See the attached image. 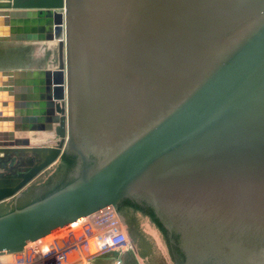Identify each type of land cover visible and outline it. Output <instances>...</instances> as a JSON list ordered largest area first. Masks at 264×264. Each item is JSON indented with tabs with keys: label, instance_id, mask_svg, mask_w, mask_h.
Here are the masks:
<instances>
[{
	"label": "water",
	"instance_id": "obj_1",
	"mask_svg": "<svg viewBox=\"0 0 264 264\" xmlns=\"http://www.w3.org/2000/svg\"><path fill=\"white\" fill-rule=\"evenodd\" d=\"M32 42L58 65L0 71V154L42 158L0 176V256L113 208L142 264H264V0H0Z\"/></svg>",
	"mask_w": 264,
	"mask_h": 264
},
{
	"label": "rangeland",
	"instance_id": "obj_2",
	"mask_svg": "<svg viewBox=\"0 0 264 264\" xmlns=\"http://www.w3.org/2000/svg\"><path fill=\"white\" fill-rule=\"evenodd\" d=\"M45 49L47 48L46 47L44 48L41 45H31L27 47L15 46V45L0 46V67H26V66H40V65H49L51 67H56L58 65L57 45L51 44L52 50H45ZM58 139L59 138L56 137V139L51 140V143L53 144ZM41 160L42 158L39 154H34L30 151L27 152L25 150L10 152L8 154H0V176H20L26 173L27 171H29L30 169H32L34 166H36ZM118 222H119L118 228L121 232L126 234L129 244L118 249H112L110 251H106L105 253H110L116 256L115 259L117 264H121V263L137 264L134 255V250L131 246V239L127 234V231L123 223L121 224L119 217H118ZM78 224L75 223L73 225L67 226L57 231L58 233L55 232L54 234L50 235L49 239L50 240L54 238L60 239L62 237L67 236V234L72 231L75 232L78 231L76 235L81 236L82 233H79V231H81V229L84 228L86 229L87 227H84L85 223L83 221ZM88 236L89 234L86 236L87 239H89ZM90 246H93V243ZM90 248H89L90 250H88L89 255H95L97 253H100L98 248L94 246ZM123 256L125 257V259L123 262H121ZM19 258L20 256H16L15 259L18 261ZM12 262L14 261L11 259L10 261L3 263H12Z\"/></svg>",
	"mask_w": 264,
	"mask_h": 264
},
{
	"label": "built area",
	"instance_id": "obj_3",
	"mask_svg": "<svg viewBox=\"0 0 264 264\" xmlns=\"http://www.w3.org/2000/svg\"><path fill=\"white\" fill-rule=\"evenodd\" d=\"M84 227L92 238L101 240L106 234H110L107 244L99 247L100 253H105L112 249H118L129 244L126 234L118 229V214L113 208H107L83 220ZM79 221V222H81ZM50 236L36 241L25 249L19 260L12 263L0 264H67V254L69 248H62L58 239H49Z\"/></svg>",
	"mask_w": 264,
	"mask_h": 264
},
{
	"label": "crops",
	"instance_id": "obj_4",
	"mask_svg": "<svg viewBox=\"0 0 264 264\" xmlns=\"http://www.w3.org/2000/svg\"><path fill=\"white\" fill-rule=\"evenodd\" d=\"M10 45L23 46V47H27L31 45H41L42 47L47 48L45 50H52L51 44L49 43H34V42L32 43H0V46H10ZM54 68L55 67H51L49 65L26 66V67H0V71H18V70L34 71V70H52ZM26 97H29V95H26ZM28 102H33V100L26 99L25 102L23 103H28ZM23 108L26 109V107H23ZM18 120H19L20 125H25L29 123L28 116H19ZM50 127H52L53 129L52 131ZM55 127L57 126L56 125L50 126L49 124L48 125L46 124V128L44 131H32V130H29L28 128H20V130L17 131L15 135L16 137L29 138L31 140V145L33 147L53 146L56 143V141L53 144L51 143V140L56 139V135L53 132ZM119 220L122 224L120 217H119ZM89 237L91 236H88V238ZM90 239L83 238L82 236H77L75 235L74 231L69 232L67 236L58 239V243L60 244L62 248H69V252L67 254V264H117L116 259H115L116 256L110 253H97L95 255H89L88 254L89 251L87 248V241H89ZM93 240H94V237L91 241V243H93V246H94L95 244ZM131 246L134 250V255H135L137 264H142L132 242H131ZM122 259H121V262L124 261L125 257L123 256Z\"/></svg>",
	"mask_w": 264,
	"mask_h": 264
},
{
	"label": "trees",
	"instance_id": "obj_5",
	"mask_svg": "<svg viewBox=\"0 0 264 264\" xmlns=\"http://www.w3.org/2000/svg\"><path fill=\"white\" fill-rule=\"evenodd\" d=\"M64 159L69 163L70 168H71L70 171H71L72 168H73V166H74V160H73L72 158H69V157H64ZM70 171H69V173H70ZM69 173H68L66 179L68 178ZM67 183H68V179L65 181V183H64L62 186H57L54 190H52V192H54V191L60 189L61 187H63V186L66 185ZM52 192H50L49 194H51ZM49 194L42 195V196H39V197H37V194H36V195H35L36 198H34V200H33L31 203H33V202L39 200V199L42 198V197H45V196L49 195ZM38 195H39V193H38ZM124 206L137 207V208L143 210L145 213L150 214V215L153 217V213H152L151 211H149V210L146 211V209L141 208V207H138V206H136V205L130 203L129 201L124 202V203L120 206V210H121ZM9 212H10V211H9ZM153 218H154V217H153ZM156 222H157V221H156ZM161 228H162V227H161ZM164 232H165V231H164ZM165 234L167 235V233H165ZM168 242H169V241H168ZM169 245H170V243H169ZM170 247L173 249L172 245H170ZM175 247H176V252L179 253L180 257H181V258H184L183 254L181 253V251H180V249L178 248V246L175 245ZM181 258H180V259H181ZM182 260H183V259H182ZM182 260H181V262H182Z\"/></svg>",
	"mask_w": 264,
	"mask_h": 264
},
{
	"label": "bare ground",
	"instance_id": "obj_6",
	"mask_svg": "<svg viewBox=\"0 0 264 264\" xmlns=\"http://www.w3.org/2000/svg\"><path fill=\"white\" fill-rule=\"evenodd\" d=\"M56 128V127H55ZM82 222V221H81ZM78 223H80V222H77V224ZM79 225V224H78ZM73 227V226H72ZM71 227V228H72ZM119 229V228H118ZM72 230V229H71ZM62 232V231H61ZM64 232V231H63ZM75 232V231H74ZM78 232V231H77ZM77 232H75V235H76V233ZM58 233V232H57ZM68 233V232H67ZM79 233H82V235L81 236H83V238L85 237V238H87L86 236L88 235V232H87V230L84 228V229H81V231H79ZM110 235V234H109ZM108 234H106L101 240H98L97 238H94V240H93V242H94V247H97L98 249H99V247H102V246H104V245H106L107 244V240H108V236H109ZM54 236V235H53ZM52 236V237H53ZM89 239H90V237H89ZM93 239V238H92ZM92 239L90 240V241H87V248H88V250H90L91 248L90 247H93V246H90V245H92V243H91V241H92ZM91 243V244H90ZM90 248V249H89ZM94 249V248H93ZM96 250V249H95ZM16 256H13V255H3V256H0V262L1 263H3V262H8V261H10L11 259L16 263Z\"/></svg>",
	"mask_w": 264,
	"mask_h": 264
},
{
	"label": "flooded vegetation",
	"instance_id": "obj_7",
	"mask_svg": "<svg viewBox=\"0 0 264 264\" xmlns=\"http://www.w3.org/2000/svg\"><path fill=\"white\" fill-rule=\"evenodd\" d=\"M159 226H160V225H159ZM160 228H161V226H160ZM161 229H162V228H161ZM163 232H164V230L162 229V233H163ZM167 239H168V237H167ZM170 245H171V244H170ZM172 247H173L174 250H176L175 245H172ZM174 250H173V251H174Z\"/></svg>",
	"mask_w": 264,
	"mask_h": 264
}]
</instances>
